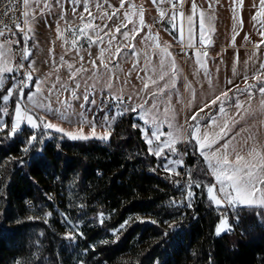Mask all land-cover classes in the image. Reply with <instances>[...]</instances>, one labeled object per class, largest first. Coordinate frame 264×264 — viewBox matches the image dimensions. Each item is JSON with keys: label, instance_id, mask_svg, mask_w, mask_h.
Instances as JSON below:
<instances>
[{"label": "trees", "instance_id": "1", "mask_svg": "<svg viewBox=\"0 0 264 264\" xmlns=\"http://www.w3.org/2000/svg\"><path fill=\"white\" fill-rule=\"evenodd\" d=\"M10 133L0 130V264H264V208L237 209L232 233L217 235L228 208L207 198L214 181L192 140L177 174L148 151L134 111L108 140Z\"/></svg>", "mask_w": 264, "mask_h": 264}, {"label": "rangeland", "instance_id": "2", "mask_svg": "<svg viewBox=\"0 0 264 264\" xmlns=\"http://www.w3.org/2000/svg\"><path fill=\"white\" fill-rule=\"evenodd\" d=\"M133 1L135 0H127L124 8H120L112 20H108L106 17L100 19V15L104 11L111 14L119 7L120 0H77L75 4L72 0H38L37 3H32L30 9L34 14L29 25L31 27L29 35L32 46L29 55L30 60L27 64L32 86L29 85L28 88H31H27L28 90H18L12 83L7 88L5 84L12 73L5 74L3 83L0 84V91L4 90L3 93L6 95L9 88H11L13 93L7 103L1 100L0 109L7 110V114L0 112V125H5L3 129L9 128L11 131L17 101H19L22 108L26 107L34 117H43L45 122L57 125L66 132H75L81 127L85 133L90 131L88 123H80V114H82L88 121L95 122L98 133L102 134L105 131V121L110 123V132L112 133L117 120L126 112L131 111L130 109L135 108L136 126L140 128L143 137L145 132L150 135L151 131H155L157 126L165 133L161 140L167 139L166 134L168 132L174 129L180 130L181 139L175 143V151L165 148L162 155L157 156L161 158L164 169L167 165L170 169L169 172L177 174L184 173L188 169L185 162L186 142L192 140L200 154L196 140L187 135L191 131L189 125L199 124L202 131L206 130L211 125V121L208 119L209 115L213 116L221 125L225 119L239 121L230 126L224 139L219 141L220 144L231 140L232 136L237 133H240V135L236 136V140L233 141L234 144L237 142L242 143V137H247L250 134L257 135L258 139L264 142V126L261 125V121H264V108L260 106V101L264 97L255 88L252 90L251 100H249L246 93L236 92L233 100L226 104L227 116H223L218 112V104L205 108L203 112L199 111L223 91L231 89L229 96H233L237 87L243 89L245 87V73L249 76L248 84L256 83L251 78L252 72L260 61L264 60V44L261 45L257 55L253 56L254 45L259 44L264 39L260 35V32L264 29L252 19L253 15L259 10V0H243L242 6H237L233 3V0H211V9H209V0H196L198 8L204 9L208 15L213 17L210 25L214 28V31L208 33L211 37V43L201 45L197 27L193 33L194 46L192 47H189L186 26L184 31L185 40H183L184 35L181 39L178 28L174 29L172 26L169 30L164 25L160 28L155 27L154 21L161 19L158 10L146 8V2L141 1L137 3V8H143L146 26L139 34L135 35V39L129 41H124L123 37L116 33V40L112 42L111 50L106 51L104 57L105 62L112 69V72L109 73L101 66L98 59L100 50L109 48V36L104 35V33L109 32L110 29L114 31L115 26L124 19L123 13L130 10L129 4L134 3ZM97 3L102 5V8L98 9L96 7ZM84 4H87L93 16L96 17L95 25L103 28L107 24L108 27L99 32V35L103 37V43L97 40L96 43L89 44L87 38L81 37L77 45L73 46L71 44L72 32L68 30V25H72L73 29H78L81 26L78 19L80 14L83 13L86 19L88 18L87 13L83 12ZM166 6L170 8L161 9L170 15L171 6L165 4ZM184 6L185 15L190 14L191 0H185ZM233 8H235V12ZM168 15L163 18L165 21L168 19ZM234 16L237 19H234ZM133 20L139 26L138 15L134 16ZM177 24H179V20H177ZM57 27H59L64 39L58 38ZM132 28L133 24H128V27L122 29V31H130ZM90 34L96 40V34ZM234 34L235 39L233 42ZM149 35H158L159 44L166 47L167 51L171 53V57L165 60L164 70L168 72V75L165 76L164 80H159L161 51L153 46L152 41L145 39ZM245 37H248V39L246 40ZM65 40L68 43H65ZM124 43L134 45V50L124 49L119 56H116V47ZM198 46L203 48L201 52H207V57L203 55L199 57L201 61H206V69L201 68L200 64L197 63L198 50L193 48ZM184 47L188 49L185 51V56L182 55ZM190 52L192 55L189 54ZM81 56L83 61L80 60ZM61 57H63V60H61ZM8 59L14 67L17 55L12 49ZM149 59L151 60L150 65L147 63ZM173 59L176 64L174 78L170 71ZM92 60H96V69L92 67ZM69 64L74 67L69 69ZM81 67L88 69V71L81 72L75 76V79H72L73 72ZM148 76L159 80V83L158 85L150 84L148 90L141 91ZM209 79H211V83H209ZM229 80L232 81L231 84L228 83ZM77 83L80 85L79 88L76 87ZM109 83L111 84L110 88L108 87ZM165 83L168 84L165 92L162 95H157L154 99L151 98V92ZM173 83L174 87L172 86ZM53 85H55V88H53ZM61 85L64 87L62 88ZM37 87L41 89L39 93H37ZM64 88H67V90L65 91ZM73 90L76 92V98L72 96ZM34 93V101H38L46 107H37L34 101L28 99V96ZM84 95L88 96V101L83 99ZM118 97L119 99H117ZM237 98L244 105L239 110L233 106ZM93 100L95 104L91 103ZM145 100H148L147 104H145ZM62 101H66V103H62ZM153 103L157 105L156 108H152ZM141 104L144 105L143 109L137 107ZM198 112V119L193 121L191 117ZM153 120H155V123H153ZM145 121H148V123ZM169 122H171L172 128H169ZM37 124L39 126L36 128H44L39 120H37ZM23 125L29 124L22 122L20 128ZM246 128L249 131H242ZM155 146L156 142L152 147ZM218 146L216 145V147ZM201 158L214 181L212 185H216V180L212 176L207 163L202 156ZM205 193L208 198L207 186L205 187ZM213 205L218 207L214 203ZM223 206L228 209L222 212L221 215L226 216L223 218L227 219V223L230 225L229 230H231L229 217H236V210L245 206H230L227 203H224ZM248 208L260 207L252 206ZM227 231H222L220 234L227 233ZM14 264H24V260L16 259Z\"/></svg>", "mask_w": 264, "mask_h": 264}, {"label": "snow or ice", "instance_id": "3", "mask_svg": "<svg viewBox=\"0 0 264 264\" xmlns=\"http://www.w3.org/2000/svg\"><path fill=\"white\" fill-rule=\"evenodd\" d=\"M38 0H9V3L5 10L0 13L3 16H9V13L16 11L17 6L19 4L23 5V10L21 11V15L24 17L23 24L25 27H21V24L17 21H13L15 28L19 32L25 33V39H27V32L31 31V27H28L31 24V17L33 16V11L30 9V5L32 3H37ZM73 4L77 3V0H72ZM127 0H120L119 7L113 11L111 14L104 11L100 15V19H104L105 17L108 20H112L113 17L117 15L120 8H124L125 3ZM153 4L159 5L167 3L171 6V14L165 13L162 9H159L158 12L161 19H163L166 15H168L169 22L172 24L173 28H178L181 33V39H183L185 26L188 33L189 39V47L193 45V33L194 30L198 27L199 30V42L201 45L210 44L211 37L208 35L209 32L214 31V28L211 27L210 21L213 19L212 16L208 15L207 11L204 9L198 8L196 4V0H191V12L188 15L182 11L183 5L185 0H152ZM233 3L237 6H242L243 0H233ZM48 6V5H46ZM96 7L98 9L102 8V5L97 3ZM212 8L211 0H209V9ZM129 9L123 13V20L120 24L116 25L113 30H109V32H105L104 35L109 36L108 49L102 48L100 50V54L98 59L101 62V66L107 70L109 73L112 72V69L109 68V64L105 62V52L111 50L112 42L116 40V33H119L124 41H129L135 39V35L139 34L140 31L146 26L144 22V12L143 8H137L135 3L129 4ZM235 12V8H233ZM75 12V8H74ZM83 12L87 13V19L83 13L80 14L78 19L80 20V27L78 29H73L72 25H68V30L72 32V40L71 44L73 46L77 45L78 40L81 37L87 38L89 44L96 43L97 40L103 43V37L99 35V32H102L104 28H107L108 25L105 24L103 28H100L98 25H95L94 21L96 19L93 16V13L88 8L87 4H84ZM139 17L138 25L133 20L134 16ZM179 18V24H177V19ZM234 19L237 17L234 16ZM253 21L260 25L262 29H264V0H259V10L256 14L252 17ZM2 23V21H0ZM242 24V21L240 22ZM128 24H133V28L130 31H122V29H126ZM5 30L11 32V28L7 24H3V27H0V37L5 35ZM58 38L64 39L63 34L60 32L59 27H57ZM90 33L96 34V40L93 39ZM238 34V33H235ZM235 34L233 36V42L235 39ZM261 37H264V31L260 32ZM145 39L152 41L153 46L155 48L160 49L161 51V58H160V69L161 74L159 75V80H164L165 76L168 75V72L165 71V60L171 57V53L167 51L166 47H162L159 44V37L156 36H147ZM247 40L248 37H245ZM68 43L67 40L64 41ZM7 44L11 43H20V41H6ZM264 44V39L261 40L259 44L254 45L255 51L253 52V56H256L261 45ZM135 46L130 43H124L123 45H118L116 47L115 55L119 56L124 49L134 50ZM11 53V48H5V44H0V84L3 83V78L5 74L14 72V67L11 65L8 57ZM30 55V52L27 48L23 50V58L27 59ZM203 55L207 57V52H200L197 51V63L200 64L201 68L206 69V61H201L199 57ZM63 60V57H61ZM80 60L83 61V57H80ZM147 63L150 65L151 60L149 59ZM93 69L97 68L96 60L91 61ZM16 67H23V65H17ZM69 69H72L74 66L72 64L68 65ZM88 69L83 67L76 69L73 72L72 79H75V76L80 74L81 72H86ZM171 74L173 78L176 74V64L174 59L171 63L170 68ZM235 72V70H234ZM255 84H248L247 81L249 76L247 73L244 75L245 87L243 89L236 88V91L233 93V96H229V92L232 91L231 89L225 90L220 95L215 96L214 99L211 100L209 104H205L199 111L203 112L205 108L211 107V105L218 104V112L223 115L227 116V109L226 104L229 101L233 100V97L236 95V92L241 94L246 93L248 95L249 100L252 98V90L255 88L262 97H264V60H261L260 63L255 67V70L252 72V77ZM28 79H31L29 75ZM159 80L153 79L151 76H148L147 79L143 83V88L141 91H146L149 89L151 85H158ZM209 83H211V79H209ZM229 84L232 83L231 80L228 82ZM79 84L77 83L76 87L79 88ZM175 86L174 83L172 85ZM63 88L64 86L61 85ZM108 87H111V84H108ZM168 84L165 83L163 86L158 87L155 91L151 92V98H155L157 95H162L165 90L167 89ZM55 88V85H53ZM66 91L67 88H64ZM41 89L37 87V93H39ZM13 90L9 88L8 94L0 96V100L4 103H7L11 98ZM51 94V90H50ZM33 95L28 96L29 100L34 101ZM72 96L76 98V92L72 91ZM83 99L88 101V96L84 95ZM119 99V97L117 98ZM37 107H46L42 103L38 101H34ZM62 103H66V101H62ZM91 103L95 104V101H91ZM148 103V100H145V104ZM233 106L239 110L243 108V104L239 101V99H235ZM261 108H264V99L260 101ZM138 108L143 109L144 105H137ZM157 105L155 103L152 104V108H156ZM131 111H136L135 108L130 109ZM167 111V110H166ZM0 112L3 114H7L6 109H0ZM63 115V114H62ZM81 120L80 123H88L90 127V131L88 133L84 132V129L81 127L75 132H66L64 129L54 125L50 122H45L43 117H34L26 107H21L19 101H17L15 106V117L14 122L11 125V133L14 135L22 122H27L31 127L36 128L39 125L37 124V120L43 124L44 128L47 129H54L56 132L63 133L64 136H67L69 139L72 140H89V139H100V140H108L111 132H110V123L105 121V131L101 134L98 133L96 130V124L94 121H88L86 118L80 114ZM199 117V112L194 114L191 119L193 121L197 120ZM208 119L211 121V125L208 126L206 130H201L199 124L193 126L189 125L191 129L190 132L187 133L188 136H191L196 140V143L199 145L200 154L204 158L205 162L208 165L209 170L211 171L212 176L216 180V185H209L207 186V194L208 198L218 207L223 206L224 203H227L230 206H245V207H260L264 208V142H261L258 139L257 135H248L247 137H242V143H233L236 140V136L240 135L237 133L233 135L231 140L225 141L223 144H220L219 141L223 140L225 135L227 134L230 126L234 123H238L239 121L236 120H229L225 119L223 124L221 125L218 121L211 115L208 116ZM243 119V117H241ZM148 123V121H145ZM155 123V120H153ZM261 125L264 126V121H261ZM169 128H172L171 122H169ZM5 125H0V130H3ZM242 131H249L248 128L243 129ZM165 136V133L162 132L159 126L156 127L155 131H151L149 135L148 132H145L144 139L146 143L149 145L148 151L155 156L162 155L165 148H168L170 151H175L174 145L181 139V133L179 129H174L166 134L167 139L161 140V137ZM33 141L36 139L35 136L31 138ZM156 142V146L152 147V145ZM31 143V141H29ZM216 145H219L216 147ZM27 151V149H25ZM165 170L169 171L167 165H165ZM218 185V187H217ZM197 187L200 185L197 184ZM193 193L189 192L188 196L192 197ZM264 215V213H262ZM155 223V221H153ZM123 227V225L121 226ZM230 225L227 223V219H221L220 224L217 226L216 234L219 235L222 231L229 230ZM68 239H74V235L69 233L67 235Z\"/></svg>", "mask_w": 264, "mask_h": 264}, {"label": "built area", "instance_id": "4", "mask_svg": "<svg viewBox=\"0 0 264 264\" xmlns=\"http://www.w3.org/2000/svg\"><path fill=\"white\" fill-rule=\"evenodd\" d=\"M9 3V0H0V13H2L5 8L7 7ZM23 10V5L19 4L17 6L16 11L9 13V16H3L0 15V27H3V24H7L9 28H11V32L5 30V35L0 37V44H5V48H11L15 54L17 55V59L15 60L14 64V75H13V86L18 89V90H26L29 85H31V79H28L30 73L29 69L27 67V64L29 62V56L27 59L23 58V50L24 48H27L28 51L30 52L31 50V38L29 35V32H27V39H25V33L24 32H19L16 28L15 25L13 24V21H17L21 24V27H25L23 24L24 17L21 15V11ZM156 25H159V23H156ZM29 27V26H28ZM25 30L26 27H25ZM6 41H20V43H11L7 44ZM196 50H199L200 52L203 50L202 47H196L193 48ZM188 49L184 47V53H182L183 56H185V51ZM192 55V53H189ZM17 65H23V67H16ZM30 207H32V204L29 203ZM226 217L225 215H221V218ZM233 221L237 222V218L233 216ZM227 233L231 234L232 230H228Z\"/></svg>", "mask_w": 264, "mask_h": 264}, {"label": "crops", "instance_id": "5", "mask_svg": "<svg viewBox=\"0 0 264 264\" xmlns=\"http://www.w3.org/2000/svg\"><path fill=\"white\" fill-rule=\"evenodd\" d=\"M108 1H112V0H108ZM141 1H145L146 5H147L146 8L151 9V10H158V7H159V9H161V8H170L169 6L165 7V4H167V3L156 5V4L152 3V0H135L133 2L137 5V3L141 2ZM184 10H185V6L182 8L183 12H184ZM177 20H179V18ZM156 23H159V25H156ZM154 24H155V27H157V28H160L163 25L169 30L172 28V24L169 22V19H167L166 21L164 19L156 20V21H154ZM185 36L186 35L184 34V39L183 40H185Z\"/></svg>", "mask_w": 264, "mask_h": 264}]
</instances>
